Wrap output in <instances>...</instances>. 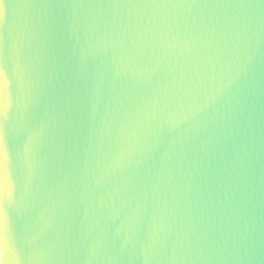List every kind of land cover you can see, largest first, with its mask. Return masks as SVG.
Segmentation results:
<instances>
[{"label": "water", "instance_id": "water-1", "mask_svg": "<svg viewBox=\"0 0 264 264\" xmlns=\"http://www.w3.org/2000/svg\"><path fill=\"white\" fill-rule=\"evenodd\" d=\"M0 8V264H264V0Z\"/></svg>", "mask_w": 264, "mask_h": 264}, {"label": "snow or ice", "instance_id": "snow-or-ice-1", "mask_svg": "<svg viewBox=\"0 0 264 264\" xmlns=\"http://www.w3.org/2000/svg\"><path fill=\"white\" fill-rule=\"evenodd\" d=\"M0 4H3V0H0ZM0 15H3V9L0 8ZM7 79L6 68L0 63V91H2L4 86V81ZM3 165V144L2 137H0V168Z\"/></svg>", "mask_w": 264, "mask_h": 264}]
</instances>
